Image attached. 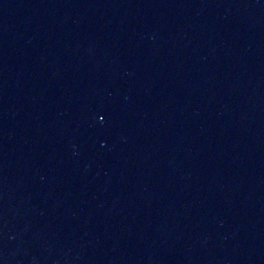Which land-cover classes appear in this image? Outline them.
<instances>
[{"label":"water","instance_id":"95a60500","mask_svg":"<svg viewBox=\"0 0 264 264\" xmlns=\"http://www.w3.org/2000/svg\"><path fill=\"white\" fill-rule=\"evenodd\" d=\"M0 264H264V0H0Z\"/></svg>","mask_w":264,"mask_h":264}]
</instances>
